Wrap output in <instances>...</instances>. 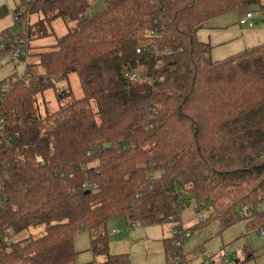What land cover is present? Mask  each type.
<instances>
[{
    "label": "trees",
    "instance_id": "trees-1",
    "mask_svg": "<svg viewBox=\"0 0 264 264\" xmlns=\"http://www.w3.org/2000/svg\"><path fill=\"white\" fill-rule=\"evenodd\" d=\"M251 4L264 9V0H105L94 14L88 0L17 8L29 42L51 37L58 19L69 28L53 50L36 48L24 77L0 82L11 137L0 148V264H78L84 231L102 264H130L110 253L108 222L172 226L191 201L210 213L190 231L214 221L221 230L240 220L264 227V44L215 61L197 37ZM7 13L0 8V18ZM147 29L158 36L141 39ZM72 73L83 98L67 93L43 115L39 96ZM38 226L41 237L6 241ZM173 242L164 241L166 264L186 257Z\"/></svg>",
    "mask_w": 264,
    "mask_h": 264
},
{
    "label": "rangeland",
    "instance_id": "rangeland-1",
    "mask_svg": "<svg viewBox=\"0 0 264 264\" xmlns=\"http://www.w3.org/2000/svg\"><path fill=\"white\" fill-rule=\"evenodd\" d=\"M90 2L89 13H99L105 8V0H88ZM22 0H0V8L6 7L8 13L0 18V31L13 28V17L17 8L21 7ZM247 13H256L255 18L249 20L245 25L240 22ZM22 16V13H20ZM257 20L261 22L256 23ZM29 19L22 16V24L26 29ZM33 25L37 22V17L32 16L30 20ZM67 24L58 19L53 22L51 37L37 38L31 40L30 56L27 60L0 62V82L12 79H20L25 76L26 64L37 62L34 54L45 50H53L56 38L65 36L68 33ZM198 40L212 46L211 57L215 61H220L233 57L241 52L264 44V9L257 5H244L238 9L224 14L223 16L210 20L206 26L198 31ZM44 49V48H43ZM43 72V69H39ZM70 93V98L80 100L83 92L80 80L75 73L67 79L54 81V87L39 96L41 113L46 110L55 111L59 108L60 99L63 95ZM186 200L190 196L186 195ZM188 203V202H187ZM209 208H196L194 202L183 209L180 221L186 229H190L196 224L202 223V214L208 216ZM134 225V227H132ZM174 226L166 225H142L138 222L127 223L124 218H113L107 224V234L109 239V251L112 255H127L130 264H166L164 241L171 238V229ZM123 230L119 234L112 231ZM45 233V226L32 227L20 234H11L6 241L17 243L30 238L41 237ZM190 239L184 242L183 254L189 264H202L206 255L207 259L216 263H223L222 258L227 256L228 264H264V238L259 232L248 230L246 222L240 220L232 227L221 230L217 222H212L208 226H203L191 231ZM75 249L77 251V263L88 264L96 262L102 264L103 257H96L91 251V234L88 231L81 232L75 239ZM237 262V263H236Z\"/></svg>",
    "mask_w": 264,
    "mask_h": 264
},
{
    "label": "built area",
    "instance_id": "built-area-1",
    "mask_svg": "<svg viewBox=\"0 0 264 264\" xmlns=\"http://www.w3.org/2000/svg\"><path fill=\"white\" fill-rule=\"evenodd\" d=\"M24 3H31L35 0H22ZM257 14L256 13H247L245 18L240 22L241 25L246 24L249 20L255 18ZM13 38L7 40L4 37L0 38V62H3L5 60L9 61H16V60H27L30 56V45L27 35L25 33L28 30V24L26 26V29L24 28L22 24V16L20 14H16L13 17ZM158 34L151 29L143 30L140 33L141 39H153L156 38ZM139 52V51H138ZM130 81H135L137 77L135 75L129 76ZM3 120L0 119V148L1 143L3 141L9 142L11 140L10 136H7L4 131L2 130ZM129 145L125 144L122 146V149L124 151H127L129 149ZM87 188L91 191L96 190V185L94 184H88ZM197 208V206H196ZM198 209V208H197ZM205 214H202L201 218L202 220L205 219ZM171 222L173 223V228L171 229V236L174 238L173 245L177 249H182L184 246V242L191 237V231L189 229L184 228L181 223H177L174 218H171ZM134 227V225H132ZM123 230H113V234H119ZM259 235L261 238H264V227L260 228ZM204 257V261L202 264H216L214 260L207 259L205 254H202ZM222 261H224L226 264H228L229 259L227 256L222 258ZM175 264H189V261L186 259V257L177 258L175 260Z\"/></svg>",
    "mask_w": 264,
    "mask_h": 264
},
{
    "label": "crops",
    "instance_id": "crops-1",
    "mask_svg": "<svg viewBox=\"0 0 264 264\" xmlns=\"http://www.w3.org/2000/svg\"><path fill=\"white\" fill-rule=\"evenodd\" d=\"M16 14H20V13H17V12H16ZM259 21H260V20H259ZM260 22H261V21H260ZM244 25H245V24H244ZM102 262H104V261L102 260L101 263H102ZM216 264H219V263H216Z\"/></svg>",
    "mask_w": 264,
    "mask_h": 264
},
{
    "label": "water",
    "instance_id": "water-1",
    "mask_svg": "<svg viewBox=\"0 0 264 264\" xmlns=\"http://www.w3.org/2000/svg\"><path fill=\"white\" fill-rule=\"evenodd\" d=\"M260 22L259 20L256 21V23Z\"/></svg>",
    "mask_w": 264,
    "mask_h": 264
}]
</instances>
